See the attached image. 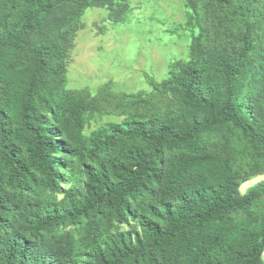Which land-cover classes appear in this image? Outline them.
<instances>
[{
  "label": "trees",
  "instance_id": "1",
  "mask_svg": "<svg viewBox=\"0 0 264 264\" xmlns=\"http://www.w3.org/2000/svg\"><path fill=\"white\" fill-rule=\"evenodd\" d=\"M184 1L190 59L126 101L65 88L73 24L126 0H0V264H264V0Z\"/></svg>",
  "mask_w": 264,
  "mask_h": 264
},
{
  "label": "rangeland",
  "instance_id": "2",
  "mask_svg": "<svg viewBox=\"0 0 264 264\" xmlns=\"http://www.w3.org/2000/svg\"><path fill=\"white\" fill-rule=\"evenodd\" d=\"M126 2L128 9L119 20L110 19L106 8L92 7L73 24L75 32L70 35L66 58V89L88 90L94 97L107 85L110 92L123 94L129 101L156 92L152 82H162L177 62L190 59V46L199 28L184 0ZM124 118L113 110L89 113L85 135ZM263 179L264 175L244 183L242 194ZM122 229L139 231L135 222Z\"/></svg>",
  "mask_w": 264,
  "mask_h": 264
}]
</instances>
